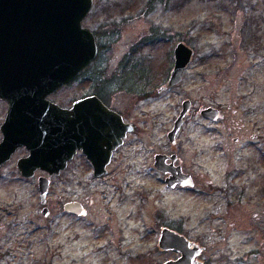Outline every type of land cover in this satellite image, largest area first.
Listing matches in <instances>:
<instances>
[{
    "label": "rangeland",
    "instance_id": "rangeland-1",
    "mask_svg": "<svg viewBox=\"0 0 264 264\" xmlns=\"http://www.w3.org/2000/svg\"><path fill=\"white\" fill-rule=\"evenodd\" d=\"M82 25L98 53L51 100L70 107L97 95L135 130L105 175L78 154L52 176L46 217L37 181L46 174L22 178L26 150L13 154L0 167V264H164L179 256L158 247L165 227L201 246L203 264H264V0H93ZM180 41L192 59L164 88ZM208 106L223 119L202 118ZM172 152L192 188L168 189L154 168V155ZM66 202L86 214L65 212Z\"/></svg>",
    "mask_w": 264,
    "mask_h": 264
},
{
    "label": "water",
    "instance_id": "water-1",
    "mask_svg": "<svg viewBox=\"0 0 264 264\" xmlns=\"http://www.w3.org/2000/svg\"><path fill=\"white\" fill-rule=\"evenodd\" d=\"M92 6L93 0H0V98L9 105L0 126V166L24 146L28 155L16 162L20 175L32 178L37 170L47 173V177L37 179L42 205L46 204L50 178L65 170L77 152L90 163L94 177L103 176L113 152L133 131L131 124L96 95L78 99L70 107L47 98L75 80L98 53L94 33L82 25ZM192 56L191 47L177 42L164 88L181 82ZM190 108L188 99L182 101L167 133L171 145ZM200 115L210 121L223 117L212 106L201 110ZM176 161L175 153L156 154L153 166L166 175L167 188L192 187L191 175ZM63 210L75 216L86 214L79 202H66ZM41 214L48 216V208L44 207ZM158 247L179 254L164 264H203L197 260L203 248L169 228L161 229Z\"/></svg>",
    "mask_w": 264,
    "mask_h": 264
},
{
    "label": "flooded vegetation",
    "instance_id": "flooded-vegetation-1",
    "mask_svg": "<svg viewBox=\"0 0 264 264\" xmlns=\"http://www.w3.org/2000/svg\"><path fill=\"white\" fill-rule=\"evenodd\" d=\"M61 88H59L58 90H56V91H54L52 94H50L47 98L49 99V100H51V97L54 95V94H56L59 90H60ZM88 95H94V94H88ZM88 95H84V96H82V97H80V98H83V97H85V96H88ZM80 98H77V99H75L74 101H76V100H78V99H80ZM52 101V100H51ZM73 101V102H74ZM102 101V100H101ZM54 102V101H53ZM72 102V103H73ZM104 104H105V106H107V108L108 109H110V110H113V111H115L117 114H119L120 116H121V118H122V120L125 122V123H129V124H131L132 126H133V131L132 132H128L127 134H126V138H125V140L123 141V144L125 143V141H126V139H127V135L128 134H132L133 132H134V130H135V125L134 124H132L131 123V121H127V120H125V117H124V115L122 114V113H120L119 111H117L116 109H114L113 107H111L110 105H108L106 102H104V101H102ZM191 102V101H190ZM56 103V102H55ZM59 105V104H58ZM192 105V104H191ZM60 106V105H59ZM0 107H1V115H0V125L5 121V117H6V113H7V110H8V107H9V105H8V103H7V101H5L4 99H2V98H0ZM209 107V106H208ZM206 108V107H205ZM204 108H200V110H199V113L201 112V110H203ZM222 113V112H221ZM222 115H223V113H222ZM201 116V115H200ZM223 117H224V115H223ZM223 117L221 118V119H219V120H222L223 119ZM205 119V118H204ZM207 120V119H206ZM183 125V124H182ZM181 128V127H180ZM180 130V129H179ZM123 144H122V146H123ZM121 146V147H122ZM121 147H119V148H121ZM22 148H24V147H21V148H18L13 154H15L19 149H22ZM119 148H117L114 152H113V154L119 149ZM25 149V148H24ZM26 150V149H25ZM26 153L28 154V152H27V150H26ZM173 153H175V152H172L171 154H173ZM13 154H12V156H13ZM78 154H81L82 156H84L81 152H77V154L76 155H78ZM171 154H169V155H171ZM176 154V153H175ZM75 155V156H76ZM168 155V154H167ZM177 155V154H176ZM11 156V157H12ZM74 156V157H75ZM73 157V158H74ZM73 160V159H72ZM10 161V160H9ZM87 161V160H86ZM8 162V161H7ZM6 162V163H7ZM70 162V161H69ZM68 162V163H69ZM89 163V162H88ZM5 164V163H4ZM3 165V164H2ZM2 165L0 166V167H2ZM89 165H90V163H89ZM177 165V164H176ZM91 167V166H90ZM67 168V167H66ZM37 171H40V170H37ZM36 171V172H37ZM35 172V173H36ZM41 172H43V171H41ZM43 173H45V172H43ZM186 173V172H185ZM46 174V173H45ZM189 174V173H188ZM47 175V174H46ZM45 175V176H46ZM191 175V174H190ZM40 176H42V175H40ZM54 176H57V175H54ZM191 178H192V180H193V177H192V175H191ZM50 180H51V178H50ZM194 180H193V186H194ZM192 186V187H193ZM175 187H179V186H175ZM191 187V188H192ZM180 188H189V187H180ZM169 189V188H168ZM45 206H46V204H45ZM43 207H44V205H42V209H43ZM47 207V206H46ZM48 208V207H47ZM41 209V210H42ZM48 210H49V208H48ZM49 212H50V210H49Z\"/></svg>",
    "mask_w": 264,
    "mask_h": 264
}]
</instances>
